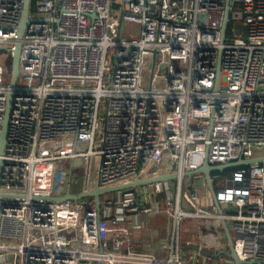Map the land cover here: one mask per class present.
<instances>
[{
    "label": "built area",
    "instance_id": "2783aa9c",
    "mask_svg": "<svg viewBox=\"0 0 264 264\" xmlns=\"http://www.w3.org/2000/svg\"><path fill=\"white\" fill-rule=\"evenodd\" d=\"M24 3L0 0V132ZM29 17L0 264H235L223 223L240 264H264V0H30ZM254 158L211 187L186 176ZM169 174L101 198L100 219L93 197L55 200ZM153 213L171 217L170 242L137 250L136 218ZM186 218L206 226L196 246L180 241Z\"/></svg>",
    "mask_w": 264,
    "mask_h": 264
},
{
    "label": "water",
    "instance_id": "95a60500",
    "mask_svg": "<svg viewBox=\"0 0 264 264\" xmlns=\"http://www.w3.org/2000/svg\"><path fill=\"white\" fill-rule=\"evenodd\" d=\"M29 6H30V0H25L24 3V10H23V14H22V18L21 21L17 27V41L15 43V47L13 49V56H12V73H11V80H10V87L12 89V91L9 93L8 95V99H7V107H6V111H5V117L2 123V129L0 132V156L3 154L4 152V148L7 142V129H8V121H9V116H10V112L12 110L13 107V90L16 87L17 84V80L18 77L20 75V56H21V42L20 40L23 37V34L25 32V29L27 27L28 22L30 21V17H29ZM225 30V25L222 29V31L224 32ZM220 57V56H219ZM220 61V58H219ZM218 72H219V64H218ZM262 161L261 158H254V159H241L238 160L236 162H232L226 165H219V166H212L209 163L205 162L201 167H199L196 170L193 171H189L186 173V176L192 177L194 174H199V173H203L206 176L207 182L209 184V186H212V181H211V177L210 174L212 171L214 170H223L226 168H231V167H239V166H244V165H248L252 162H259ZM3 165V160L2 158H0V171H1V167ZM177 175L176 174H169V175H165V176H159V177H154L152 179L149 180H139L136 179L133 182L130 183H126V184H122V185H113L110 187H97L96 189L89 191L87 193L84 194H78V195H67L65 197L62 198H55L56 201H62V200H67V199H78L81 197H93V200L95 202V205L98 209V219H100V205H101V198L102 195L104 194H108V193H112V192H118L120 190H125V189H132V188H136V187H140V186H145L154 182H162V181H168L171 179L176 178ZM223 230L228 242V246H229V255L234 259L235 264H240V260L238 259L235 250H234V244H233V240L232 237L226 227V224L223 223ZM225 252V251H223Z\"/></svg>",
    "mask_w": 264,
    "mask_h": 264
},
{
    "label": "rangeland",
    "instance_id": "374dc122",
    "mask_svg": "<svg viewBox=\"0 0 264 264\" xmlns=\"http://www.w3.org/2000/svg\"><path fill=\"white\" fill-rule=\"evenodd\" d=\"M115 8L118 9V4L117 2L114 4ZM205 18V15L201 16V19L203 20ZM79 150H83V148L81 146L78 147ZM71 161L70 160H63V161H58V167L59 169H63L66 172L69 171L70 167H71ZM227 173V169L224 170H214L211 172V175H219L221 177L225 176ZM201 177V174H194L193 175V179H199ZM171 183L175 184V180L171 181ZM136 189V188H134ZM136 190L144 193L145 191H149L150 190V186L147 187H143L140 186L138 187ZM118 195V192H112V193H108V194H104L102 195L103 197L106 196H110V197H116ZM161 195H164V193H161ZM165 215V214H164ZM164 218H166L169 220V224H170V219L169 217L163 216ZM206 227L204 224H202L201 221L197 220V219H193V218H186L184 219L181 224H180V241H182V244L186 247V246H195V244L197 243V241L199 240L200 237V230L201 228ZM148 230V231H147ZM147 233H150V236L146 237V240H148L149 242H152V240H154V231H152L150 228L147 227ZM157 232V231H155ZM170 235H171V227H170ZM155 242V241H154ZM158 242V241H157ZM155 242V243H157ZM162 242V241H161ZM142 249V248H139Z\"/></svg>",
    "mask_w": 264,
    "mask_h": 264
},
{
    "label": "crops",
    "instance_id": "0c3cea01",
    "mask_svg": "<svg viewBox=\"0 0 264 264\" xmlns=\"http://www.w3.org/2000/svg\"><path fill=\"white\" fill-rule=\"evenodd\" d=\"M165 213H153L149 215H139L137 216L136 220L141 224L142 230L134 237V247L137 250L140 251H148L154 249L157 244H159L161 241L163 242H170L171 235H170V227H171V217L168 214ZM163 216L169 217V220L164 218ZM147 227L150 228L152 231H154V240L152 242H149L146 240L147 236H150V233H147ZM147 230V231H146ZM157 231V232H155ZM157 243H155V242ZM182 243V241H181ZM199 240L195 244L198 245ZM183 245V244H182ZM184 246V245H183ZM142 248V249H139ZM4 264V263H3Z\"/></svg>",
    "mask_w": 264,
    "mask_h": 264
},
{
    "label": "trees",
    "instance_id": "16d2710c",
    "mask_svg": "<svg viewBox=\"0 0 264 264\" xmlns=\"http://www.w3.org/2000/svg\"><path fill=\"white\" fill-rule=\"evenodd\" d=\"M232 169H234V168H232Z\"/></svg>",
    "mask_w": 264,
    "mask_h": 264
}]
</instances>
